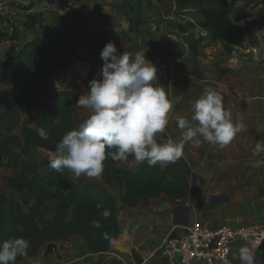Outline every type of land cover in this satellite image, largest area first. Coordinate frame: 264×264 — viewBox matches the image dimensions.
Wrapping results in <instances>:
<instances>
[{"label": "rangeland", "instance_id": "rangeland-1", "mask_svg": "<svg viewBox=\"0 0 264 264\" xmlns=\"http://www.w3.org/2000/svg\"><path fill=\"white\" fill-rule=\"evenodd\" d=\"M128 1L58 0L56 4L49 5L35 0V7L29 9L32 4L31 0H0V31L9 34V40H0V57L8 67L15 66L16 61L12 57L14 52L19 53L27 43L34 39H43L47 29L52 27L77 22L90 30H111L115 33L127 31L129 26L131 28V23L136 24L140 21L141 26L138 30L141 31V35L137 36L133 33L137 36L139 44L131 50V54L134 56L137 52H145L146 58L157 66V77L161 75L169 82L173 75H178L180 78L176 85L184 83L186 95L195 94V99L188 102L185 108L183 100L185 97L182 94L181 85L173 88L172 97H170L173 109L168 129L174 128L176 133L182 134L181 129L177 127V120L179 118L191 119L194 113V102L202 94L205 86H211L220 92L225 108L232 113L233 121L240 119L247 127V131L240 133L224 148L203 142L202 138H200V143H196L195 140L190 142V150L193 152L190 155L191 162L199 165L190 176V179L193 177L196 180V197L193 204L197 206V201L201 200L202 196L209 198L211 194H221V192L247 198L251 205L264 200V153L253 155L256 142L264 140V27L252 25L254 20L252 16L258 10L264 9V0H235L236 7L243 11L231 14V20L241 27L250 26L253 34L259 39L261 48L257 51L258 48L251 50L246 46V48H236L231 53L225 52L222 43L213 42L209 31L200 27L202 16L191 6L184 10V15H179L176 13L178 5L175 0H131L132 3L129 5ZM30 16H42L44 21L33 26L29 19ZM126 35L127 37L125 36L123 40L128 42H122L124 50L121 45L118 46L119 53L126 51L131 43L129 35ZM12 37H17V39L11 40ZM194 42L198 44L201 51L199 58H193L190 53L189 46ZM99 63L103 61L90 58L86 48L78 44L65 70L57 79L55 78L54 83H51L52 90L60 89L57 81L63 80L66 72H73L87 65H92L94 69ZM95 77L102 78L101 74ZM75 86L72 85L66 90H76ZM9 93L10 89L0 84V99L8 96ZM32 116L33 113L23 114L16 127L10 120H6L2 127L3 133L22 137L25 128L33 127ZM197 149L203 151L202 158L195 153ZM53 153L44 149L38 151V159L44 164L40 170L43 176L47 173L46 164ZM237 155L248 157L240 159ZM183 172L186 173L185 169ZM70 173L75 182H93L94 180V178L84 176L77 180L71 171ZM16 174H20V170L14 168V162L9 157L2 158L0 160V196L3 195L19 202L28 212V208L34 204L29 194L27 192L16 193L8 188L6 183L8 177ZM115 187L118 191L122 190L117 185ZM116 188L114 190V186L108 187L111 195L119 203L118 197L121 192H118ZM252 188L255 191L248 193L252 191ZM161 200H163L162 197L147 203L155 208L163 205ZM189 201L190 193L184 200L173 204L168 202V204L174 205L176 209L182 204H190ZM49 206L43 216L46 222L54 216L55 203ZM122 210L120 206L119 213L121 212V223L124 230L123 238L121 236L120 240L121 246H124L126 251L118 248L113 250V248L105 255L90 254L89 259L96 257L97 260L102 261V264H135L134 254L137 253L141 258L144 257L142 259L153 261L154 252L159 249L167 237L168 230L163 226L162 229L152 226L148 228L150 230L148 233H141V240L137 242L138 236L135 234L138 235V233L132 228L136 222H130L136 221L137 215L132 218L129 212ZM184 214V211H180L181 220L185 219ZM178 230H183V226ZM72 242L79 247V254H84L81 238L77 236ZM44 249L45 247L34 260L22 264H65L67 262L68 258L64 252L59 260L57 256L44 257L42 254ZM58 252H61L60 247H58Z\"/></svg>", "mask_w": 264, "mask_h": 264}, {"label": "trees", "instance_id": "trees-1", "mask_svg": "<svg viewBox=\"0 0 264 264\" xmlns=\"http://www.w3.org/2000/svg\"><path fill=\"white\" fill-rule=\"evenodd\" d=\"M34 1L31 0L29 9L35 7ZM57 1L38 0L49 5ZM175 2L179 15H184V10L190 6L196 9L202 16L200 27L209 31L213 42L222 43L225 52L231 53L236 48L246 46L257 48L260 45L250 26L241 27L231 20V14L243 11L236 7L235 0ZM130 3L131 0L127 2L128 5ZM252 17L253 26L264 27V9L258 10ZM29 19L33 26L44 21L42 16H30ZM139 26L140 21L131 23L130 32L140 36ZM125 36H114L108 30H90L80 23L72 22L47 29L43 39H34L19 53L14 52V67H8L0 57V84L10 89L9 95L0 99V160L9 157L14 162V168L20 170V174L6 179L8 188L16 193L27 192L34 201L26 212L19 202L0 196V242L15 237H23L30 242L29 258H18L17 264L36 257L47 244L68 241L75 236L83 238L87 249L93 254L109 252L120 239L121 228L116 201L107 187H121L123 194L119 203L128 208H136L142 202L161 196L173 202L182 201L190 193L191 181L186 176L169 178L148 166L131 173L117 168V161L110 158L104 162L101 185L90 181L75 182L68 169L57 172L48 166L49 162L46 164V175L40 174L44 164L38 159L39 149L54 152L62 136L78 128L84 121L78 118L77 96L71 91L52 92L51 82L67 67L78 44L86 48L90 58L101 60L100 53L105 44L109 41L115 45L127 43L123 40ZM8 38V33L0 31V40ZM16 39L12 37L11 40ZM189 47L191 56L198 57V44L194 42ZM32 113L33 127L25 128L22 137L3 133L2 127L6 120L16 127L23 114ZM38 128L46 130L47 140L38 136ZM53 203L54 216L46 222L43 216ZM98 204L102 207L97 208ZM105 209L111 212L106 220L101 215ZM96 220L100 221L101 227L93 226ZM134 261L136 264L143 263L137 253L134 254Z\"/></svg>", "mask_w": 264, "mask_h": 264}, {"label": "clouds", "instance_id": "clouds-1", "mask_svg": "<svg viewBox=\"0 0 264 264\" xmlns=\"http://www.w3.org/2000/svg\"><path fill=\"white\" fill-rule=\"evenodd\" d=\"M100 58L102 78L90 80L89 90L76 101V106L88 110L89 116L78 128L62 136L49 158L48 166L57 172L68 169L77 180L82 176L98 178L107 159L128 163L130 157L136 165L166 167L184 156L188 142L200 143L202 138L203 142L224 148L247 131L242 120L233 121L220 92L205 86L194 102L191 119L177 120L181 140L158 141V134L165 132L173 109L171 86L166 88L158 83L157 66L146 58L145 52L134 56L125 51L119 53L115 43L109 41ZM37 134L43 140L48 139L44 128H38ZM261 153L264 140L257 141L253 149V155ZM101 215L106 220L111 212L105 209ZM93 226L101 227L100 221H93ZM29 247V240L23 237L3 240L0 264H17L18 258L28 259ZM257 250V245L241 246L240 264H256Z\"/></svg>", "mask_w": 264, "mask_h": 264}, {"label": "crops", "instance_id": "crops-1", "mask_svg": "<svg viewBox=\"0 0 264 264\" xmlns=\"http://www.w3.org/2000/svg\"><path fill=\"white\" fill-rule=\"evenodd\" d=\"M110 32L114 36L120 35V34H128L129 35V41H131V43L125 52L131 53V50L134 49L139 44L137 42V36L130 32V26H129V30H127V31L114 33L113 31L110 30ZM120 45L122 46V43H118L116 45L117 49H119L118 46H120ZM257 48H256L257 51H259V48H261V46L259 45ZM122 49L124 50L125 48L122 46ZM251 50H253V49L251 48ZM251 50H247V51H251ZM198 52H199L198 57H193V58H199L201 56V51L199 50ZM252 53H253V51H252ZM102 65H103V63H99L97 65V67H94V69H93V67H91L92 65L91 66L87 65V66H83L82 69L80 68V69H77L73 72L70 71L71 72L70 75H68V76L65 75L63 80L59 79V81H57V85L61 84V86H62V84H66V88H62L60 86V89L54 88L53 89L54 92L71 91L77 96V98H79L82 94L86 93L89 90V81L94 79V78L97 79L95 77V75L97 77H99V75L101 74L99 72H101ZM62 72H63V70L60 73H58L55 78L57 79L58 76H60V74ZM80 72H86L85 76L78 75V73H80ZM55 78L53 79L54 81H52L53 83L56 81ZM179 78L180 77L178 75H176V76L173 75V77L170 78V81L168 82L167 79H163V77L160 75L159 77H157V81L160 85H162L166 88L171 86L170 91H171V97H172L173 88L174 87L175 88L180 87V85H181V84L176 85L177 83H179L178 82ZM70 82H71V84H70ZM72 85H74V86L76 85L75 87L77 89L76 90H66V89H68V87H71ZM185 87L186 86L183 83L181 85V91H182L183 96L185 97V98H183V100H184V104H185V108H186V105L188 104V102L193 101V99H195V94L192 93V94L186 95V88ZM50 89L53 92L51 85H50ZM182 109H184V108H182ZM171 113L169 114V121L171 120V117H170ZM77 114H78L79 120L81 119L80 121L85 120L89 116L88 110L82 109V108L78 109ZM180 136L182 137V134L179 132L176 133V129H174V128L168 129L166 127L164 133L158 134V141L166 142L169 138H171V139L179 142L181 140L179 138ZM190 149H191L190 142H188L185 144V147L183 150L184 156L181 159H179L176 163L169 164L166 167H160L159 165H157V166H154L151 168L154 170L160 171L163 175H165L166 177H169V178L176 177V176H186V177L189 176L188 179L192 181L194 178L191 177V179H190V176L193 173L194 169H197V167H199V165L193 164L191 162L190 155L193 152ZM202 152H203L202 150L199 151L197 149L195 153L200 158H202V155H201ZM237 157H239L240 159H245L248 156L247 155H237ZM115 166L117 168H120V169H125L131 173H135L140 168H142L143 166H147V164L144 163V164L136 165L134 158L130 157L128 163H121V162L117 161ZM184 169H185L186 173L183 172ZM188 172H189V174H188ZM93 182L100 184V185L103 184V182L101 180V176L98 178H94ZM115 188L116 187L114 186V190H115ZM254 188H252V191L248 192V193L254 192L255 191ZM116 190H117V188H116ZM120 190H121V188H120ZM107 191L111 194L108 187H107ZM118 192H121V194H119V197H118L119 202H120V197L123 194V191L121 190ZM161 197L163 199V200H161L163 205H160L159 207H155V208H152L151 206H153V205L148 204L147 202L140 203L136 208H128V207H125V206L121 205L120 203H118L117 200L113 197L114 200L116 201V204H117V218H118V222L120 224L122 238H123L122 233L124 230L122 229L123 227H122V223H121V212L119 213V207L120 206H121V210L123 209L122 210L123 212H126V211L129 212V215H132V218H134L137 215L136 221L135 220L130 221L131 223L136 222L134 224V227H132V228H134L135 231H137V233H138V235L135 234L136 236H138V239H136L137 242H139L138 240H141V233H143V234L145 232L148 233V231H150L148 228H151L152 226L157 227L158 229H162V226L164 228L166 227V230H168V232L166 233V236H168L172 232L181 231V230H178V228L179 227L181 228L183 226L185 219L181 220L180 215H179L180 211H184L185 212L184 217L185 218L189 217L191 222H200V223H204V224H208V225H213V224L219 223V222H235V223H243V224H255V225H258V226H261L264 228V200H259V201L255 202L253 205H251L248 202L247 198L235 196V194H233V193L229 194L228 192H226L224 194V192H221V194H211L209 196V198H204L202 196L201 197L202 199L197 201V206H195V204H191V203L185 204V205L182 204L175 209L174 205H172L175 202L168 200L165 196H161ZM165 199L167 201H164ZM168 202H170L172 204H168ZM177 202H179V201H177ZM166 205H169V206H166ZM192 205H194V206H192ZM188 206H189V210H188ZM139 220H141V222ZM125 225H127L126 222H125ZM151 234H153L152 231H151ZM76 237L77 236L71 237L68 241L56 242L55 243L56 248H54L53 251H51V252H48L47 248H48L49 244H47L44 246L45 249H44V252H42V254L44 255V257H48L49 255H52L51 257L57 256V259H59V258L63 257V252H64L67 255L66 257L68 258V260L65 264H102V261L97 260L96 257L89 259L90 254L93 256H94V254H92V252L87 249L85 242H84L83 238H81V237H80L82 240L81 245L82 246L84 245L85 252H84V254H81V255L79 254V251H78L79 247H77L76 244H72L73 239ZM119 240L114 245V247H113L114 249L112 248L113 250H115V248H117V246H119V244L121 242V240L120 241ZM147 241L148 240H146V242ZM58 243H60V244H58ZM246 244L247 243L243 242V243H241L235 247V252H234L235 254H234V259H233L234 264H240L239 248L241 246L246 245ZM247 245L251 246L250 244H247ZM58 247H60L61 252H58ZM121 250L126 251L125 248H122ZM40 253L41 252H39L38 255ZM105 254H107V253H104V255ZM116 256L119 259V256L118 255H116ZM34 258H32L28 261L34 260ZM142 258H144V257H142ZM255 259H256V264H264V253H262L261 256H255ZM142 260H143L142 264H151L150 260H146V259H142ZM153 261H154V259H153ZM155 261H156V259H155ZM155 261H154V263H155ZM62 263H64V262H62ZM134 263H135V261H134Z\"/></svg>", "mask_w": 264, "mask_h": 264}, {"label": "built area", "instance_id": "built-area-1", "mask_svg": "<svg viewBox=\"0 0 264 264\" xmlns=\"http://www.w3.org/2000/svg\"><path fill=\"white\" fill-rule=\"evenodd\" d=\"M243 242L257 245L256 256H261L264 228L255 224L219 222L208 225L189 220L183 230L165 238L153 257L157 264H234L235 247Z\"/></svg>", "mask_w": 264, "mask_h": 264}, {"label": "water", "instance_id": "water-1", "mask_svg": "<svg viewBox=\"0 0 264 264\" xmlns=\"http://www.w3.org/2000/svg\"><path fill=\"white\" fill-rule=\"evenodd\" d=\"M86 72H80L78 73V75L80 76H85ZM62 88H66V84H62ZM196 197V181L193 179L191 181V188H190V203L193 204L194 203V198ZM188 210H189V206H188ZM189 217L185 218V222L183 225H187L189 222ZM56 248V244L55 243H50L48 245V252L53 251V249ZM155 261V260H154ZM154 264H157V262L155 261Z\"/></svg>", "mask_w": 264, "mask_h": 264}, {"label": "bare ground", "instance_id": "bare-ground-1", "mask_svg": "<svg viewBox=\"0 0 264 264\" xmlns=\"http://www.w3.org/2000/svg\"><path fill=\"white\" fill-rule=\"evenodd\" d=\"M87 68H88V67H87ZM70 73H71V72H66L65 75L68 76V75H70ZM70 84H71V82H70ZM57 86L60 87L61 84H59V85H57ZM61 87H62V86H61ZM121 244H122V243H120L119 246H117L118 249H122V248H124V246H121Z\"/></svg>", "mask_w": 264, "mask_h": 264}]
</instances>
